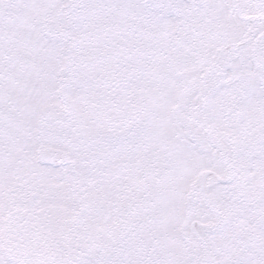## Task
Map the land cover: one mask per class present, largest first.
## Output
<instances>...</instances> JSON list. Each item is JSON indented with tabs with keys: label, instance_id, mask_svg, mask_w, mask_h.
<instances>
[{
	"label": "snow or ice",
	"instance_id": "obj_1",
	"mask_svg": "<svg viewBox=\"0 0 264 264\" xmlns=\"http://www.w3.org/2000/svg\"><path fill=\"white\" fill-rule=\"evenodd\" d=\"M0 264H264V0H0Z\"/></svg>",
	"mask_w": 264,
	"mask_h": 264
}]
</instances>
